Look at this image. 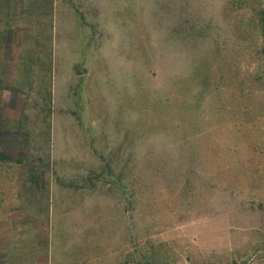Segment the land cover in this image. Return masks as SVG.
Wrapping results in <instances>:
<instances>
[{"label": "rangeland", "instance_id": "rangeland-1", "mask_svg": "<svg viewBox=\"0 0 264 264\" xmlns=\"http://www.w3.org/2000/svg\"><path fill=\"white\" fill-rule=\"evenodd\" d=\"M36 2L3 53L0 264H264V0Z\"/></svg>", "mask_w": 264, "mask_h": 264}, {"label": "trees", "instance_id": "trees-1", "mask_svg": "<svg viewBox=\"0 0 264 264\" xmlns=\"http://www.w3.org/2000/svg\"><path fill=\"white\" fill-rule=\"evenodd\" d=\"M37 0H0V136L8 132L3 127V104L1 97L5 90L6 80L9 79V59H4V51L12 45L17 32L25 34L33 22V7ZM45 14L46 12H43ZM13 157L2 151L0 146V161L12 160Z\"/></svg>", "mask_w": 264, "mask_h": 264}, {"label": "crops", "instance_id": "crops-1", "mask_svg": "<svg viewBox=\"0 0 264 264\" xmlns=\"http://www.w3.org/2000/svg\"><path fill=\"white\" fill-rule=\"evenodd\" d=\"M113 209L109 210V213L110 212H114ZM135 209H136V211H138L139 208L135 207ZM117 212H120L121 218H123L124 217V216H122L123 213H125V212L126 213H128V212L134 213L135 211H134V206H131V207L123 206ZM107 221H109L108 215L102 219L101 223H105V222L107 223ZM119 247H125L127 253H131L132 254L133 252H136V247L134 246V244H132L129 241H128L127 244H125L124 241L120 242L117 245V248H119ZM122 259H120V260H122ZM110 261H111V258L109 257V255L107 253L106 254H101L100 256L98 254H95V255L94 254L93 255L90 254L86 258V262H89V264H109Z\"/></svg>", "mask_w": 264, "mask_h": 264}]
</instances>
